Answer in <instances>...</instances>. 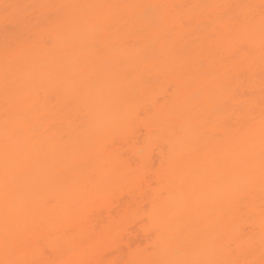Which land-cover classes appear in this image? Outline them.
<instances>
[{"label":"bare ground","instance_id":"obj_1","mask_svg":"<svg viewBox=\"0 0 264 264\" xmlns=\"http://www.w3.org/2000/svg\"><path fill=\"white\" fill-rule=\"evenodd\" d=\"M0 9V264L72 263L103 217L113 264H264V0ZM50 201L87 209L56 222Z\"/></svg>","mask_w":264,"mask_h":264},{"label":"rangeland","instance_id":"obj_2","mask_svg":"<svg viewBox=\"0 0 264 264\" xmlns=\"http://www.w3.org/2000/svg\"><path fill=\"white\" fill-rule=\"evenodd\" d=\"M2 10V9H0ZM41 18V14L37 13L36 15H30L26 10H22L21 14L18 16L17 23L16 25L19 27H25L26 29H29L37 24H39ZM2 29L0 30V36L4 35L6 33H10L13 30V25L10 20L2 23ZM116 26V25H115ZM48 45H52V40L50 37H46L45 40ZM106 59H102V63L105 64ZM168 92H171L172 89L170 86L167 87ZM55 103V100L53 101ZM67 124L66 123H60L56 125L54 130L61 131L63 135V141L67 142L69 141V138H67V134L65 133L67 129ZM140 126V125H139ZM141 130V135H144V130L143 128ZM121 153L127 157L130 158L131 161L134 163L135 166L139 164V159L135 155L134 151L132 149L123 147V149H120ZM73 151L69 150L68 152ZM85 154V152H73L69 153V155H75V154ZM152 157L154 158L153 166H157L159 164V155H158V150L155 149L152 152H150ZM92 179H96L97 177V172L90 173L89 175ZM87 208L85 206H80V207H66L63 205H58L53 201H50L47 204V207L44 209L39 210L40 212H43V215L47 218H51L53 220L57 221H63V220H69L72 217L79 216L81 214V217L85 213ZM7 212H4L0 210V219H5V215ZM21 216H26V215H33L31 211L26 210L25 208H21L19 213ZM142 218V217H140ZM113 222L114 219H108L107 217H103V219L99 222H94L91 224V226H87L89 229L86 231V234L83 237V240H87V244L85 245L84 249L82 248H68L67 256L72 259H76L72 263L68 264H77L78 261H80V258H82L85 255L89 254L88 263L87 264H113V250L108 249V243L110 242L109 240V233L111 228L113 227ZM85 233V232H84ZM81 233L76 239L79 240L81 236L84 234ZM101 236L104 237V240L101 238ZM100 245V246H99ZM98 246V247H97ZM129 255V252L127 249L124 250V257L127 258ZM51 264H59L58 262L54 261ZM122 264V263H120Z\"/></svg>","mask_w":264,"mask_h":264}]
</instances>
